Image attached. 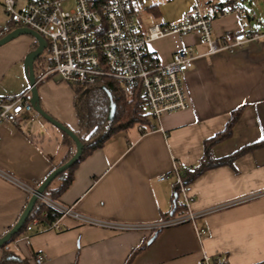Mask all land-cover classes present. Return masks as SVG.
<instances>
[{"label":"crops","instance_id":"1","mask_svg":"<svg viewBox=\"0 0 264 264\" xmlns=\"http://www.w3.org/2000/svg\"><path fill=\"white\" fill-rule=\"evenodd\" d=\"M4 1L0 0V38L20 27L6 13ZM252 1L250 12L241 0H151L146 9L136 10V17L139 29L146 33L153 25L180 23L196 5L204 11L241 6L245 22L235 12L216 16L214 32L221 42L241 29L264 33V0ZM25 2L20 0L19 5ZM170 7L175 8L174 14L169 13ZM36 42L33 36L22 34L0 46V96L29 88L24 61ZM181 48L198 55L194 67L183 75L190 107L153 120L158 126L154 131L141 134L132 128L111 137L77 165L60 203L119 224H148L185 215V208L172 213L176 164L196 166L204 155L205 140L224 130L241 107L233 134L213 146V156L222 158L264 140V38L245 42L234 52L213 54L208 53L209 44L199 31L168 34L148 43L159 63L170 62ZM35 72L38 75L40 69L35 67ZM37 87L41 107L77 132L73 87L55 75ZM35 113L40 115L35 110L23 114L14 125L0 126V171L34 189L70 149L63 133L53 130L54 125L41 115L37 120ZM162 174L169 177L159 180ZM60 183L56 180L52 187ZM187 191L193 198L189 210L199 214L195 223L171 225L152 237L147 231L121 230L65 216L59 229L37 227L28 239L17 237L10 248L29 264H37V254L44 255L43 264H124L139 248L130 264H205V258L212 263L217 257L227 264L264 263V146L232 164L206 169L187 183ZM28 196L26 189L0 174V237L15 223ZM198 229H204L202 236ZM2 256L0 248V260Z\"/></svg>","mask_w":264,"mask_h":264},{"label":"built area","instance_id":"2","mask_svg":"<svg viewBox=\"0 0 264 264\" xmlns=\"http://www.w3.org/2000/svg\"><path fill=\"white\" fill-rule=\"evenodd\" d=\"M19 1L5 0L6 13L18 26L37 31L47 41L38 56L40 72L36 74L37 83L55 75L69 84L85 87L111 78L121 86L127 97H131L141 86L147 112L153 120H161L166 113L190 107L183 75L194 67L198 55L188 48H181L174 52L170 62L159 63L157 54L148 50L149 41L168 34L187 35L199 31L209 44L208 53L213 54L221 50L234 52L245 42L264 38V33L241 29L233 33L231 39L218 41L214 32L216 16L235 12L241 14L242 22H245L246 13L241 6H216L204 11L200 5H196L184 13L180 23L153 25L143 33L138 27L136 10L146 9L151 0H26L22 5H19ZM69 1L75 4L67 9L64 4ZM30 98L31 86L20 94L0 96V126L14 125L23 114H32L35 110ZM30 119L34 120L35 116L32 115ZM157 128L152 123L148 131ZM190 169L187 164H176L173 171L176 178L175 201L178 206L187 209L185 215H172L148 224L110 223L86 216L73 206L64 205L43 193L39 198L53 208L52 215L55 217L47 227L59 229L65 216L84 223L121 230H142L151 234L185 221L195 223L199 214L189 210L193 198L188 195L185 180L186 172ZM0 174L31 195L35 191L1 171ZM168 177V174H162L159 180ZM212 210L200 213L206 214ZM37 227H41L40 221L34 218L28 223L22 237L28 239ZM203 233L204 229L197 230L198 236ZM44 261V255H36L37 264ZM204 262L212 264L208 258Z\"/></svg>","mask_w":264,"mask_h":264},{"label":"trees","instance_id":"3","mask_svg":"<svg viewBox=\"0 0 264 264\" xmlns=\"http://www.w3.org/2000/svg\"><path fill=\"white\" fill-rule=\"evenodd\" d=\"M37 46L38 43L36 42L31 51L37 48ZM37 65L38 58L36 59L34 66L37 68ZM70 85L73 87L75 92L74 106L76 109L79 124V130L76 132V134L78 135L80 141L83 143L84 147L80 159L71 167L60 173L52 181L54 182L56 180H61L60 186L54 188L52 187L51 183L44 191V194L50 196L56 201H58L62 192L73 181L75 168L86 156H88L96 149L102 148L105 143L117 133L128 131L132 128H138L140 133L144 134L149 130L150 125L153 123V119L147 112L146 99L141 86L136 89L131 97H127L122 92L121 86L111 78L106 79L103 83L92 84L85 87L76 86L74 84ZM111 99L116 104V112L114 117L112 119H109ZM242 110L243 107L236 109L232 113V116L230 117L226 128L205 140L204 155L196 166L186 172V183L194 180L208 168L223 164H232L237 157L264 146V140H260L245 145L228 156L222 158H215L213 156V146L231 137V135L233 134L234 124L239 119ZM63 141L69 146L70 149L63 161L58 164L56 168L70 160L77 150L75 141L64 132ZM30 197L31 194H29L28 200L15 223L19 220L21 214L26 208ZM181 208L185 207H181L176 204L174 195L172 213H176ZM52 211L53 208L51 206L38 198L22 229L1 247V249H3V256L0 260V264H29L25 259L20 257L13 249L10 248V243L25 232L28 223L34 218L39 219L40 226H47L49 223H51L55 219V217L52 215ZM15 223L10 226L5 233H7L15 225ZM161 230H157L156 232L152 233L151 237L158 234ZM4 234H2V236ZM141 249L142 248L134 250L128 256L124 264H130L135 254ZM212 264L227 263L224 259H221V257H217L212 260Z\"/></svg>","mask_w":264,"mask_h":264},{"label":"water","instance_id":"4","mask_svg":"<svg viewBox=\"0 0 264 264\" xmlns=\"http://www.w3.org/2000/svg\"><path fill=\"white\" fill-rule=\"evenodd\" d=\"M22 34H29L33 36L38 46L33 51H31L25 58L24 66H25V72L29 79V83L31 86V103L34 107V109L47 121H49L52 125L59 128L62 132L66 133L69 137H71L75 143H76V153L74 156L68 160L67 162L63 163L62 165L55 168L41 183V185L35 189V191L32 193L29 202L24 209L23 213L21 214L19 220L15 223V225L3 236L0 237V248L8 242L12 237H14L24 226L26 223L30 213L33 210V207L38 200V198L44 193L46 188L52 183V181L63 171L71 167L74 163H76L83 152V143L80 141L78 135L76 132L71 130L68 126L63 124L62 122L58 121L56 118H54L52 115H50L48 112H46L40 105V98L38 93V87H37V78H36V72H35V61L40 55V53L43 51V49L47 45V41L41 34H39L37 31L28 28V27H18L10 32H8L5 36L0 38V46L7 43L8 41L14 39L15 37L22 35ZM116 112V104L111 99L110 103V111H109V119H112ZM153 238L150 239L149 242H151Z\"/></svg>","mask_w":264,"mask_h":264},{"label":"rangeland","instance_id":"5","mask_svg":"<svg viewBox=\"0 0 264 264\" xmlns=\"http://www.w3.org/2000/svg\"><path fill=\"white\" fill-rule=\"evenodd\" d=\"M241 3L248 9V10H250V12H252L251 11V9H252V4H254L253 3V1L252 0H241ZM74 4H75V2H73V1H69V2H66L65 4H64V6H65V8H67V9H69V8H71L72 6H74ZM169 9V8H168ZM169 13L170 14H174L175 13V8L174 7H170V9H169ZM39 63H38V65H37V68L39 69ZM66 82V81H65ZM67 84H69L68 82H66ZM36 114V116H38L37 117V120H41L42 119V117L40 116V115H37V113H35ZM59 121V120H58ZM33 121H30V120H28V123L29 124H31ZM53 130H55L58 134H60V133H63L59 128H57L56 126H53Z\"/></svg>","mask_w":264,"mask_h":264}]
</instances>
